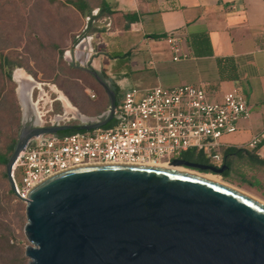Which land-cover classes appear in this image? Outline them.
<instances>
[{
  "label": "water",
  "instance_id": "obj_1",
  "mask_svg": "<svg viewBox=\"0 0 264 264\" xmlns=\"http://www.w3.org/2000/svg\"><path fill=\"white\" fill-rule=\"evenodd\" d=\"M87 71L106 92L107 110L76 125L34 122L21 129L5 165L15 196L12 170L29 139L92 130L113 119L115 92L96 70ZM171 164L216 174L228 168L182 158ZM23 201L28 264H264V205L182 170L78 165L43 179Z\"/></svg>",
  "mask_w": 264,
  "mask_h": 264
},
{
  "label": "crops",
  "instance_id": "obj_2",
  "mask_svg": "<svg viewBox=\"0 0 264 264\" xmlns=\"http://www.w3.org/2000/svg\"><path fill=\"white\" fill-rule=\"evenodd\" d=\"M104 2L112 14L94 20L88 38L64 48L61 59L89 73L90 52L94 51L96 71L115 87L118 102L131 87L202 84L212 100L238 92L250 107V116L239 120L236 131L221 137L222 158L228 148L242 149L234 156L238 167L252 173L256 181L251 188L264 197V169L258 163L264 158V138L256 147L249 146L264 125V0ZM129 13L136 18L128 23L124 15ZM84 19L83 28L88 22ZM171 32L182 39L188 57L172 59L165 40ZM64 97L85 117L103 113L99 109L87 114Z\"/></svg>",
  "mask_w": 264,
  "mask_h": 264
},
{
  "label": "built area",
  "instance_id": "obj_3",
  "mask_svg": "<svg viewBox=\"0 0 264 264\" xmlns=\"http://www.w3.org/2000/svg\"><path fill=\"white\" fill-rule=\"evenodd\" d=\"M165 40L174 61L188 57L177 34L167 33ZM93 54L90 52V67L96 70L98 57ZM53 87H37V126L82 123L85 116ZM90 97L95 98V94ZM249 116L250 107L236 91L212 100L202 84L145 90L131 87L116 105L111 125L65 134H39L29 139L12 170L15 198L24 203L26 195L43 179L84 164H171L182 152L194 149L203 153L209 164L220 167L221 137L236 131L239 120ZM263 138L264 125L249 146L256 147Z\"/></svg>",
  "mask_w": 264,
  "mask_h": 264
},
{
  "label": "rangeland",
  "instance_id": "obj_4",
  "mask_svg": "<svg viewBox=\"0 0 264 264\" xmlns=\"http://www.w3.org/2000/svg\"><path fill=\"white\" fill-rule=\"evenodd\" d=\"M89 1L96 6L100 0ZM64 2L65 0H0V51L13 52L14 56L17 54L23 63V67H15L11 70L10 80H7L0 70V86L4 85L2 95L6 102L5 110L0 108V146L12 137L18 138L21 129L29 122H36L34 100L38 86H55L56 88H53L56 91H62V94L87 114L97 113L99 109H104L105 112L109 106L107 94H104L87 76L88 73L76 66L66 65L59 56V51L68 47L73 37L85 25L84 17ZM17 69L23 70L34 81L31 85L27 83L21 94L14 79ZM30 94L33 100H30ZM91 94H95V98H91ZM23 99L25 102L30 100V106L23 107L21 104ZM178 166L199 173H211L183 165ZM1 172L2 167L0 168V202L2 201L0 220L13 229L14 235L9 239V243L15 245L16 250L20 248L24 255L28 241L18 214L23 211L25 214V203L18 202L12 196L9 199L4 198L9 183L2 177ZM14 174L16 178L19 176L17 171ZM216 175L233 187L264 200V197L253 188L224 179L220 174ZM12 256L11 251L4 253L3 256L0 255V264H12L10 261ZM26 263L28 264V259Z\"/></svg>",
  "mask_w": 264,
  "mask_h": 264
},
{
  "label": "trees",
  "instance_id": "obj_5",
  "mask_svg": "<svg viewBox=\"0 0 264 264\" xmlns=\"http://www.w3.org/2000/svg\"><path fill=\"white\" fill-rule=\"evenodd\" d=\"M51 1V0H50ZM65 5L71 6L76 12H78L81 16L87 17L88 22L78 34H76L72 41L71 45H75L82 37L88 35L93 31L92 23L94 20L99 19L103 16H109L112 14V12L108 9L107 4L104 2V0H100L96 6H93L89 0H65ZM94 8H98V11L96 13L93 12ZM124 17H126L127 22L135 20V15L133 13L125 14ZM62 50L59 51V56L61 58ZM21 68L23 67V63L20 59V57L16 54L14 56V53H3L0 51V70L3 76L10 80L11 78V70L13 68ZM87 76H89L92 81L99 86V88L102 90L104 94L106 92L104 89L97 83L95 78L88 73ZM100 76L105 80V76L100 73ZM4 88V85L0 86V108L5 110L6 102L4 99V96L2 95V90ZM113 91L115 92V87L112 86ZM107 105H109V99L107 97ZM118 100L116 99V104H118ZM74 104V103H73ZM104 111V109H101L100 112ZM11 112H13L11 110ZM18 115L16 114V119ZM113 121L109 122L107 125H111ZM75 124V123H73ZM75 130H68L64 132H60V134L65 133H71ZM17 142V137H12L9 139L7 143H5L3 146H0V168L2 167L1 175L2 177L7 179L6 171H5V165L14 149V146ZM242 149L239 148H228L223 152V164H226L228 168L220 174L222 178L228 179L230 181L238 182L240 184H245L250 187L255 186V179L251 174H248L244 171H242L237 164L236 157H234L237 153L241 152ZM233 156V157H231ZM180 157L185 158L189 162H198L202 164H209V160L201 153L200 151H196L194 149H189L187 151H184L181 153ZM259 165L263 166L264 169V158L262 160L258 161ZM201 171V170H200ZM209 172V171H206ZM264 195V190H263ZM4 198L9 199L11 196L15 198V195L11 191V189L8 187L7 191L4 193ZM16 199V198H15ZM20 203H23L20 200H17ZM2 208V201L0 202V209ZM24 210V208H23ZM18 219L21 221V223L24 225L25 223V214L24 211L21 212V214H18ZM14 235L13 229L8 225L5 224L0 220V255L3 256L4 253H8L9 251L12 252L13 256L11 258L12 264H27V258L23 255V252L20 248H17L13 244L9 243V239Z\"/></svg>",
  "mask_w": 264,
  "mask_h": 264
},
{
  "label": "bare ground",
  "instance_id": "obj_6",
  "mask_svg": "<svg viewBox=\"0 0 264 264\" xmlns=\"http://www.w3.org/2000/svg\"><path fill=\"white\" fill-rule=\"evenodd\" d=\"M14 79H15V81L18 83V92H19V94L22 93V91H23V87H24L27 83H30V85H31V84L34 82L33 80H31V77H30L27 73H25L23 70H21V69H17V70L15 71V73H14ZM36 84H38V83L36 82ZM23 92H24V91H23ZM27 92H28V91H27ZM57 92H59V91H57ZM29 93H30V92H29ZM25 94H26V93H25ZM25 94H24V95H25ZM59 95H60L62 98L64 97V94H62L61 92L59 93ZM27 96H28V94H27ZM64 98H65V97H64ZM69 103H70V102H69ZM21 104H22L23 107H27V105H26L24 99L22 100V103H21ZM28 106H29V105H28ZM153 166H159V167H164V168H170V169L182 170V171H185V172H187V173H191V174H194V175H197V176H201V177L206 178V179H208V180H211V181H214V182H217V183H220V184L226 185V186H228V187H231V188H233V189H235V190H238V191L242 192L243 194H245V195L251 197L252 199H254V200H256V201H258V202H260L261 204L264 205V200H262V199H260V198H258V197H256V196H252V195L248 194L247 192L241 191V190L238 189V188L233 187L232 185H230V184L224 182L223 180H221V178H220L218 175H216V174H213V173H199V172H196V171H190V170H186V169H184V168H182V167H179V166H177V165L167 164V163L153 164Z\"/></svg>",
  "mask_w": 264,
  "mask_h": 264
},
{
  "label": "flooded vegetation",
  "instance_id": "obj_7",
  "mask_svg": "<svg viewBox=\"0 0 264 264\" xmlns=\"http://www.w3.org/2000/svg\"><path fill=\"white\" fill-rule=\"evenodd\" d=\"M32 124H33L32 122H29V123H28V125H32ZM28 125H27V126H28ZM27 126H24V127H27ZM180 158H182V157H180ZM182 159L186 160L185 158H182ZM187 161H188V160H187ZM196 163H198V162H196ZM190 168H193V169H196V170H200V169H197V168H194V167H190Z\"/></svg>",
  "mask_w": 264,
  "mask_h": 264
}]
</instances>
